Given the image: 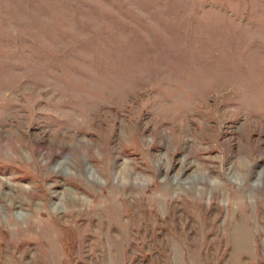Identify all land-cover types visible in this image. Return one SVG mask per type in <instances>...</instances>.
Here are the masks:
<instances>
[{
	"label": "rangeland",
	"instance_id": "374dc122",
	"mask_svg": "<svg viewBox=\"0 0 264 264\" xmlns=\"http://www.w3.org/2000/svg\"><path fill=\"white\" fill-rule=\"evenodd\" d=\"M0 264H264V0H0Z\"/></svg>",
	"mask_w": 264,
	"mask_h": 264
}]
</instances>
